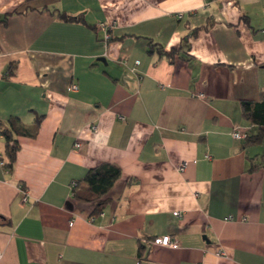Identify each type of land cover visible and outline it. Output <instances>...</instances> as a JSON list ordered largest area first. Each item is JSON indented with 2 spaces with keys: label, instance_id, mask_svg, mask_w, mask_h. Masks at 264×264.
<instances>
[{
  "label": "crops",
  "instance_id": "crops-1",
  "mask_svg": "<svg viewBox=\"0 0 264 264\" xmlns=\"http://www.w3.org/2000/svg\"><path fill=\"white\" fill-rule=\"evenodd\" d=\"M263 93L264 0H0V126L42 117L0 165V264H264V153L231 136Z\"/></svg>",
  "mask_w": 264,
  "mask_h": 264
},
{
  "label": "trees",
  "instance_id": "trees-1",
  "mask_svg": "<svg viewBox=\"0 0 264 264\" xmlns=\"http://www.w3.org/2000/svg\"><path fill=\"white\" fill-rule=\"evenodd\" d=\"M62 18L66 21L74 20L62 14ZM5 19L3 20V22ZM162 53L163 51L160 50ZM175 51L169 52L167 55L172 56ZM242 115L248 125L254 129V132L247 134L245 139L246 145L256 146L264 141V93L257 102L243 101L241 103ZM42 117H37L32 126H24L19 119L10 118L5 127L0 126V134L5 140V154L2 161L3 168L6 171H12L16 153L19 149L16 137L34 138L37 135ZM256 161L258 167H264V154L252 158ZM256 167V166H255ZM120 170L113 165H101L99 167L89 169L82 180V184L76 183L72 187V196L81 203H90L94 205L93 215H97L103 211L108 204L107 194L112 188L115 181L119 179ZM144 249L139 248L138 255H143Z\"/></svg>",
  "mask_w": 264,
  "mask_h": 264
},
{
  "label": "built area",
  "instance_id": "built-area-1",
  "mask_svg": "<svg viewBox=\"0 0 264 264\" xmlns=\"http://www.w3.org/2000/svg\"><path fill=\"white\" fill-rule=\"evenodd\" d=\"M178 17L180 18V17H182V16H181V15H178ZM100 28H101V30L104 31V36H103L104 41H105V42H108V41L111 39V37H110V35H109V32H108L109 30H108L107 26L104 25V24H101V25H100ZM71 89H72V90H75L76 87L73 85V86H71ZM231 136H232V138H233L234 140H245L246 137H247V134H246L245 132H242L240 129L235 128V129L232 131ZM76 146H78V145H76ZM0 165H1V166L4 165V163H3L2 160L0 161ZM184 168H185V164H182V165H180V166L178 167V170H179V171H183ZM73 186H74V184L72 185V187H73ZM19 191H21V194H22V196H23V197H22V201H23V202H26V197H27L26 192H25L24 190H22L20 187H19ZM174 215L177 216V217H180V214H179V213H175ZM227 220L230 221L231 218L229 217ZM149 243H150V244H153V245H155V246H162V247H167V248H171V249H175V248H177V244L175 243V241H173V240L171 239L170 236H162V237H159V238L154 239V240L151 241V242H148V244H149ZM218 254H219V255H224V253L221 252V251H219ZM0 260H1V251H0Z\"/></svg>",
  "mask_w": 264,
  "mask_h": 264
},
{
  "label": "rangeland",
  "instance_id": "rangeland-1",
  "mask_svg": "<svg viewBox=\"0 0 264 264\" xmlns=\"http://www.w3.org/2000/svg\"><path fill=\"white\" fill-rule=\"evenodd\" d=\"M254 131V129H253ZM255 147L259 148L261 150V152L264 153V141L262 143H260L259 145H256Z\"/></svg>",
  "mask_w": 264,
  "mask_h": 264
}]
</instances>
